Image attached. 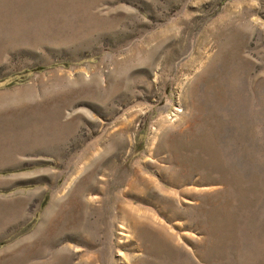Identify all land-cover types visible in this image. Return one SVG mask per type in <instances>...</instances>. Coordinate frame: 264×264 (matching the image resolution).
Instances as JSON below:
<instances>
[{"label":"rangeland","instance_id":"374dc122","mask_svg":"<svg viewBox=\"0 0 264 264\" xmlns=\"http://www.w3.org/2000/svg\"><path fill=\"white\" fill-rule=\"evenodd\" d=\"M0 264H264V0H0Z\"/></svg>","mask_w":264,"mask_h":264},{"label":"bare ground","instance_id":"6f19581e","mask_svg":"<svg viewBox=\"0 0 264 264\" xmlns=\"http://www.w3.org/2000/svg\"><path fill=\"white\" fill-rule=\"evenodd\" d=\"M97 176V175H96ZM105 178H106V176H104ZM92 179H93V176H92ZM95 179V178H94ZM88 180V179H87ZM86 180V181H87ZM100 180V179H99ZM102 180H103V178H102ZM92 181V180H91ZM91 183V182H90ZM94 183V182H93ZM104 183V182H103ZM134 183V182H133ZM105 184V183H104ZM102 186V185H101ZM138 186V185H137ZM163 187V186H162ZM164 188V187H163ZM160 190H162V189H160ZM164 190H165V188H164ZM103 191V190H102ZM61 198V197H60ZM54 199H56V198H54ZM53 200V199H52ZM58 200V199H57ZM57 200H55V201H57ZM61 201V200H60ZM74 202V201H73ZM58 203H59V201H58ZM56 204V203H55ZM67 205V204H66ZM56 206V205H55ZM49 208V207H48ZM62 208V207H61ZM55 209H57V208H55ZM51 210V209H50ZM54 213V212H53ZM51 214V213H50ZM52 215V214H51ZM45 220V219H44ZM46 221V220H45ZM38 231V230H37ZM39 231H40V229H39ZM34 235H36V233L34 234ZM32 238V237H31ZM34 238V237H33ZM32 238V239H33ZM24 242V241H23Z\"/></svg>","mask_w":264,"mask_h":264}]
</instances>
